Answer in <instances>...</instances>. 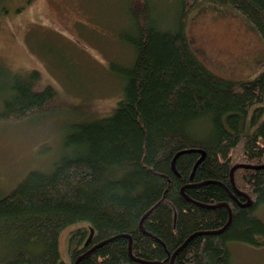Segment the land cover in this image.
Masks as SVG:
<instances>
[{"label": "trees", "instance_id": "trees-1", "mask_svg": "<svg viewBox=\"0 0 264 264\" xmlns=\"http://www.w3.org/2000/svg\"><path fill=\"white\" fill-rule=\"evenodd\" d=\"M176 2L166 30L149 0H128L117 38L134 57L110 65L122 95L109 115L70 124L50 171L28 172L0 198V264H231L230 242L264 246L255 213L264 204V0ZM207 7L258 34L254 77L224 78L198 59L185 19ZM39 78L35 70L9 77L0 120L58 106L57 91L38 89ZM71 226L67 262L59 235Z\"/></svg>", "mask_w": 264, "mask_h": 264}, {"label": "rangeland", "instance_id": "rangeland-1", "mask_svg": "<svg viewBox=\"0 0 264 264\" xmlns=\"http://www.w3.org/2000/svg\"><path fill=\"white\" fill-rule=\"evenodd\" d=\"M128 0H0V110L12 74L39 73L38 89L52 86L54 110L20 121L0 120V198L32 170L48 172L64 151L70 124L109 115L122 95V82L110 65H129L133 50L117 33L128 25ZM154 19L170 30L176 0H149ZM158 20V21H157ZM184 29L198 59L214 74L232 80L252 78L261 68L258 34L223 9L189 12ZM264 222V204L256 210ZM59 235L67 259V238ZM0 236V261L5 253ZM231 264H264V246L230 242Z\"/></svg>", "mask_w": 264, "mask_h": 264}, {"label": "water", "instance_id": "water-1", "mask_svg": "<svg viewBox=\"0 0 264 264\" xmlns=\"http://www.w3.org/2000/svg\"><path fill=\"white\" fill-rule=\"evenodd\" d=\"M185 152H186V151L179 152V153H177V154L175 155V157L173 158L172 163H171V167H172L173 171H174V163H175L176 158H177L180 154L185 153ZM203 157H204V156H203V154H202V157H201L200 159H198L197 162L195 163V165H194V167H193V171L196 169V167L198 166V164L202 161ZM235 168H236V167H234V168L231 170V173H230L231 176H232L233 170H234ZM231 182H232V179H231ZM247 205H250V201H249V200H247V203L245 204V206H247ZM230 220H231V215H230V211H229V219H228V223L230 222ZM228 223H227V224H228ZM91 236H92V230H90V234H89V237L87 238V241H86V242H89ZM129 253H130V243H129Z\"/></svg>", "mask_w": 264, "mask_h": 264}, {"label": "bare ground", "instance_id": "bare-ground-1", "mask_svg": "<svg viewBox=\"0 0 264 264\" xmlns=\"http://www.w3.org/2000/svg\"><path fill=\"white\" fill-rule=\"evenodd\" d=\"M94 248V247H93Z\"/></svg>", "mask_w": 264, "mask_h": 264}]
</instances>
